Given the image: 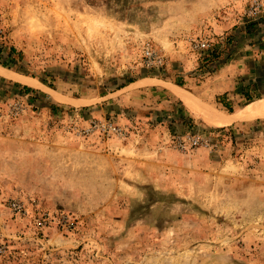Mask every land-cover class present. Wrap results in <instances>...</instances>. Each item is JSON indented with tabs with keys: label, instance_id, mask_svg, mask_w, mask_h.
<instances>
[{
	"label": "rangeland",
	"instance_id": "1",
	"mask_svg": "<svg viewBox=\"0 0 264 264\" xmlns=\"http://www.w3.org/2000/svg\"><path fill=\"white\" fill-rule=\"evenodd\" d=\"M0 43V264H264V0H0Z\"/></svg>",
	"mask_w": 264,
	"mask_h": 264
},
{
	"label": "crops",
	"instance_id": "2",
	"mask_svg": "<svg viewBox=\"0 0 264 264\" xmlns=\"http://www.w3.org/2000/svg\"><path fill=\"white\" fill-rule=\"evenodd\" d=\"M144 78H146V77H144ZM148 78H150V77H148ZM137 80H135V81L131 82L130 84H128V86H134L133 87V88H135L134 90H136V93H138V94H136L137 96H141L143 94L146 97H149V98L152 97L154 99V101H156V102H160L161 101L162 104L169 103L170 101H168L169 100L168 98H172L174 100H178V101L182 102L184 104V106H186V104L184 103V101L179 97V95H178L179 93L178 92H180V93H182L184 95H187V97H188V95H190L191 97H193L191 94H189V93H187L185 91H182V90H180L178 88H170V90L175 94L174 95L167 87H163L159 82L153 83L151 85H147L146 86L145 85L146 84V79H143L142 78L141 80H139V79H137ZM156 81H157V79H156ZM25 86H27V85H25ZM27 87H29L32 90V91H30L31 93L34 90V92H40L41 94H43V96H50V93L48 92L49 91L48 90L49 88H46L48 91H44L42 89H38V88L43 87L42 85H37V87H35V88L30 87V86H27ZM223 92H230V88L224 89ZM55 95H57V94H55ZM59 95L65 97L68 100H71L72 102H80L81 100H83V99H79V98L67 97V96L61 95V94H58L57 96L60 97ZM173 96H175V97H173ZM63 97H60V98H63ZM165 98H166L167 101L166 100H163ZM193 98L196 101H198L195 97H193ZM263 100L264 99L254 100L252 102H249L246 105V107H245V110H244L245 113H248L253 118H264V117H260L257 114H255L258 111L257 109L258 108H261V106H263V103H264ZM258 101H260V102H258ZM255 102H258V103H255ZM52 104H55V103H52ZM160 106H162V105H160ZM202 106H204V105H202ZM250 106H254V107H250ZM168 107H169V105H168ZM204 107L207 108L208 110H210L208 107H206V106H204ZM185 108H188V107L186 106ZM162 109H164V108H162ZM168 109H170V108H168ZM189 110H191V109H189ZM210 112L214 115V117H215V119L217 121V124H218V125H213L212 124L213 126H226V125H229L230 123H232L237 118L236 117L237 116L236 114L229 115V116H227V115L226 116H223V115L218 114L216 112H213L211 110H210ZM234 112H232V113H234ZM193 113L195 115L199 116L203 121H205L200 115H198L195 112H193ZM232 113H230V114H232Z\"/></svg>",
	"mask_w": 264,
	"mask_h": 264
},
{
	"label": "bare ground",
	"instance_id": "3",
	"mask_svg": "<svg viewBox=\"0 0 264 264\" xmlns=\"http://www.w3.org/2000/svg\"><path fill=\"white\" fill-rule=\"evenodd\" d=\"M0 74L4 77H13V74L11 72H9L8 70L0 67ZM16 78H18L20 81H22L23 83L27 84V85H32V86H37L38 84L32 80L29 79L27 77L21 78L19 76H15ZM37 84V85H36ZM179 97L184 101V103L186 104V106L191 109V111L197 113L198 115H200L207 123L213 124V125H218L217 121L214 117V115L210 112V110H208L207 108H205L204 106H202L198 101H196L193 97H191L190 95H184L180 92H178ZM264 101V100H263ZM260 102V101H258ZM255 102V103H258ZM250 107H254V106H250ZM258 111L255 113L260 117H264V103L263 106H261V108L257 109Z\"/></svg>",
	"mask_w": 264,
	"mask_h": 264
},
{
	"label": "trees",
	"instance_id": "4",
	"mask_svg": "<svg viewBox=\"0 0 264 264\" xmlns=\"http://www.w3.org/2000/svg\"><path fill=\"white\" fill-rule=\"evenodd\" d=\"M15 54H17L18 57H19V54L16 53V51H15V49L13 47H9L8 48L7 46L3 45V43H0V66H2L4 68H7V69H11L12 66L14 65V63L16 62L15 57H13V56H15ZM203 60H207V58L205 57ZM131 82H133V81H129V83H131ZM176 85L181 87L180 83H176ZM47 86L49 88L53 89L50 85H47ZM23 89H24V92L32 91L27 86H24ZM242 97L247 103L253 101L252 98L249 97L247 92H245ZM224 107L226 108L227 113L230 114V113L233 112L232 107L231 106L228 107V104L224 105ZM53 108H54V106L50 105V110H52ZM187 122L191 123L192 121H191V119H188L185 124H188Z\"/></svg>",
	"mask_w": 264,
	"mask_h": 264
},
{
	"label": "built area",
	"instance_id": "5",
	"mask_svg": "<svg viewBox=\"0 0 264 264\" xmlns=\"http://www.w3.org/2000/svg\"><path fill=\"white\" fill-rule=\"evenodd\" d=\"M159 61L160 60H158V62ZM92 124H93L92 129L90 128L87 131L97 130V129L100 128L99 130L103 131L107 135L108 134H114V135H117V136H120V137L121 136H124L125 133H126L121 127H119V126H117V125H115V124H113L111 122L92 123ZM12 206H13V208L15 210H18L19 209V207L15 203H13Z\"/></svg>",
	"mask_w": 264,
	"mask_h": 264
}]
</instances>
